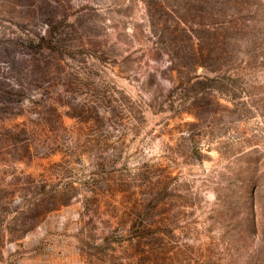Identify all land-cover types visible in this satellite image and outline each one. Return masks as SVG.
Returning <instances> with one entry per match:
<instances>
[{
  "label": "rangeland",
  "instance_id": "374dc122",
  "mask_svg": "<svg viewBox=\"0 0 264 264\" xmlns=\"http://www.w3.org/2000/svg\"><path fill=\"white\" fill-rule=\"evenodd\" d=\"M186 6L198 52L212 48L207 28L239 40L234 70L197 69L228 77L230 89L212 84V102L182 86L153 33L156 9L172 20ZM213 11L224 13L210 21ZM55 43L64 56L49 49ZM0 62L48 72L19 101L0 96V135L27 128L32 146H79L70 164L63 151L34 147L7 161L0 146V191L17 190L0 198V264H264V0H0ZM33 100L58 108L66 129L52 128L53 115L40 119ZM71 181L77 197L45 214L30 212L20 194ZM90 184L100 188L95 203ZM113 232L122 241L107 254L82 249Z\"/></svg>",
  "mask_w": 264,
  "mask_h": 264
},
{
  "label": "trees",
  "instance_id": "16d2710c",
  "mask_svg": "<svg viewBox=\"0 0 264 264\" xmlns=\"http://www.w3.org/2000/svg\"><path fill=\"white\" fill-rule=\"evenodd\" d=\"M162 10V7L156 9L157 12L155 11L156 14L152 15L151 23L153 33L159 37L158 41H160L164 49H168L169 51V58L171 61L170 69L177 73L180 83L182 86L185 85L187 90L193 89L195 92H202L203 95L200 98L207 100V102H212L214 100L212 99L214 96L210 90H214L217 86H213L212 84L220 83L218 87L230 89L227 86V82H225L226 78L228 77H226L227 75L223 77L217 76L215 78L202 77L201 75L197 74V69L199 67H203L210 70L211 72L224 74L234 70L236 64L238 63L239 55L237 54V51L234 52V49L231 46L233 44V46L236 47V44L239 43V40L237 38H234L233 40L228 39L226 35H224L222 38H219L217 36L218 33H216L217 30H210V28H207L208 32L211 31L212 38L209 45L212 46V48L209 49V52H198L195 49V29L193 24L196 23V21L192 20L194 17V14L192 16L193 8L186 6L178 11L172 10L173 12L169 13V15L172 16V20H163L161 18V13L158 15V11ZM223 13L224 11H213L210 13L207 19L210 21H215L217 20L216 16L220 15L219 17H221ZM251 19L248 20L249 23L253 22ZM202 24L204 25V23H199V26H203ZM50 25L52 28L51 30L60 33L59 26L56 27L53 24ZM251 28V25L249 26L245 23H236L232 29L236 31H245V29ZM222 29L224 28L222 27ZM49 49L60 56H64L65 52L67 51V48L63 43L49 44ZM78 52L81 53V51ZM10 61L11 62L9 63L12 66H15L16 61L14 58ZM44 66L40 67V65H38V68L40 69L33 72L29 71L28 74H22L21 71H15V68L13 69L11 67H9V70L7 71L0 67V96L4 97V99L8 100L9 102H14L25 97L27 93L26 88L24 87L25 84H29L30 88L33 86L36 88H42L44 82L46 81V74H48L46 65ZM16 86L20 87L17 93L15 92ZM31 104L39 113L40 119L47 120L45 118L47 114H49L50 117L52 115V117H55L52 126V128L55 126L53 128L54 130L60 132L61 129H66L63 123L64 114L59 112L58 108L47 106L46 104L37 100H33ZM194 105V103H191L188 106H184V109H186L188 112H192ZM78 108H75V111L72 113V115L79 117L81 121H84L83 119L88 117L85 116V113L87 112L82 108L77 110ZM26 133L27 128H21L18 131L6 129L0 135V146L6 149L4 153V159L15 162L23 160L24 157H31L33 155L32 149L34 147V150L37 152L39 149L47 150L50 153H54V151H63V164L76 162L74 157H76L75 153L79 146L77 147L76 145H70L68 146L67 151L63 150V148H60L59 144H56V146L41 144L39 148L38 145L32 146L30 142L24 139V135ZM78 138L80 137H77L76 141H74L77 144L80 142ZM83 154L85 153L79 152L78 156H82ZM6 155H11V158H7ZM15 180L20 179L16 178ZM32 181L34 180H31V182ZM85 187L86 191L92 192L93 196L90 198H92V201L95 203L97 200L95 198L97 195L96 191L100 188L95 185L92 186V184ZM34 188L36 189L34 194L30 192V187L22 188L20 194H22L24 199H26V205L29 211L39 214H45L58 209L59 206L71 204L72 200L77 197L79 193V188L75 186L74 182L72 181L62 187H58L55 184L51 185L48 189L47 182H44L42 185L35 186ZM16 191V189H13L11 192L8 190H2L0 191V198L3 196L6 197L8 195L14 196ZM30 194H33V196L31 198H27V196ZM36 198L41 199L40 201L42 202L45 201L47 204L42 206L39 202L33 203ZM90 198H87L86 201H90ZM119 241H122V238L113 232L106 235L101 244L83 240L82 249H84V251L90 257L96 258L100 254H107L114 248V244Z\"/></svg>",
  "mask_w": 264,
  "mask_h": 264
}]
</instances>
